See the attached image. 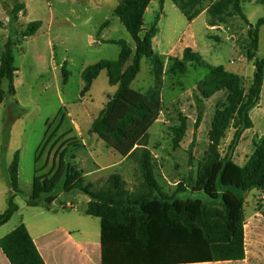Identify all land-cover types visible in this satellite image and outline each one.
I'll use <instances>...</instances> for the list:
<instances>
[{"label": "rangeland", "instance_id": "1", "mask_svg": "<svg viewBox=\"0 0 264 264\" xmlns=\"http://www.w3.org/2000/svg\"><path fill=\"white\" fill-rule=\"evenodd\" d=\"M120 1L30 0V14L15 23L10 19V9L7 10L15 0H0V57L9 36L17 38L32 21H46L44 29L24 39L15 50V65L19 71L17 94L14 97L8 95L0 105V214L7 208L10 190L7 169L17 152L21 189L15 199L19 210L0 229V235L10 233L22 220H26L48 228L65 226L71 229L76 240H100V220L86 214L88 196L77 190L66 192L64 180L57 185L53 193L56 199L50 206L45 196L37 207L27 204L32 196L36 170L39 175L52 172L55 155L71 138H78L83 146L73 153L74 158L69 153L66 160L83 171L86 182L94 183L95 189L107 188L113 174H119L125 188L131 192L142 181L137 161L139 151L132 157H122L89 132L93 121L117 91L116 86L109 84L107 72L99 75L90 92L85 96L81 94L84 88L82 73L86 67L100 60L118 59L121 47L112 42L125 40L135 49L132 37L115 15ZM212 1L216 0L204 3V13L191 24L172 2L167 3L158 24L160 32L154 49L160 54L179 57L185 48L190 47L209 64L224 65L228 71L239 74L248 89L253 80L254 65L243 47L249 41V22L254 25L264 16V3L259 0L243 3L249 22L231 13L225 23L211 26L212 17L207 9ZM160 14V8L158 11L150 10L146 28L153 25ZM53 21L56 32L50 33L47 25ZM105 22L107 25L103 27ZM263 57L264 26L260 30L258 48V58ZM63 66L70 73L67 83H64ZM207 74L204 68L190 66L186 74H166L162 87V112L149 130L147 147L153 155L155 176L168 195H174L180 183L187 186V191L176 194V198L181 200L206 199L203 192L191 189L207 163L208 134L216 112L228 106L225 92L206 100L204 120L199 130H195L197 84ZM154 84L150 62L144 58L142 70L132 88L147 92ZM3 88L7 90L6 82ZM15 100L21 105H17ZM251 115L254 127L244 133L234 154L239 165L246 163L254 151V142L264 135V91L261 102ZM182 116L187 119L188 131L180 147L175 148L173 128L181 124ZM233 133V129L227 131L222 150H226ZM194 137L196 141L192 148ZM191 148L192 164L189 163ZM68 204H73L75 209L69 208ZM244 209L249 226L264 223V192L253 190L246 193ZM248 248L252 250L251 245Z\"/></svg>", "mask_w": 264, "mask_h": 264}, {"label": "trees", "instance_id": "2", "mask_svg": "<svg viewBox=\"0 0 264 264\" xmlns=\"http://www.w3.org/2000/svg\"><path fill=\"white\" fill-rule=\"evenodd\" d=\"M188 22H193L203 12V5L209 0H171ZM251 0L212 1L207 11L212 17L211 26L225 23L234 13L249 22L243 3ZM264 3V0H259ZM152 0H121L115 9L127 32L135 43L133 49L125 40L114 41L121 51L116 60H100L89 65L82 73L85 96L99 75L105 71L109 84L116 86V93L110 98L98 117L91 124L89 132L97 135L108 147L122 157L137 154L142 181L134 192L125 188L122 177L113 174L105 189H95L94 183H87L83 171L67 162L68 154L79 150L83 144L78 138L66 141L64 148L55 155L52 172L39 175L36 170L33 192L28 206L37 207L43 196L50 206L56 199L53 195L59 182L64 180V190L80 191L89 197L86 214L101 220L103 264H188L200 262L241 261L246 258L244 209L245 195L253 190L264 192V135L254 142V151L244 165L234 160V154L244 133L254 127L251 112L262 98L264 86V57L258 58L260 30L264 16L248 30L249 41L244 50L253 62L254 74L248 89L243 78L230 72L224 65H211L198 52L188 47L182 57L158 53L154 39L159 34V17L145 28V14ZM24 4L10 9V19L17 23ZM107 25V22L103 27ZM251 26V23L249 22ZM41 21H32L17 38L9 36L0 57V105L7 96H16L15 50L22 41L37 34ZM150 62L155 84L147 92L132 88L142 70V60ZM131 61V62H130ZM189 66L204 68L208 74L198 82L195 97L198 131L204 120L205 101L220 92L227 93L228 106L216 112L212 129L208 134V153L205 169L200 172L191 189L203 192L206 199L181 200L178 192L188 187L183 183L174 195L166 194L156 176L151 150L147 147L149 130L158 120L162 108V87L164 76L186 74ZM64 83L70 73L63 66ZM7 83V90L3 88ZM19 105V102L15 100ZM174 147L188 131L187 119L182 116L181 124L173 128ZM229 129L233 137L226 150L222 142ZM9 135L7 136V140ZM196 137H194L192 148ZM192 148L189 163L193 162ZM19 152L7 169L9 192L7 208L0 214V227L10 222L19 207L15 202L21 193L19 183ZM0 247L11 264H46L33 237L24 223L0 239Z\"/></svg>", "mask_w": 264, "mask_h": 264}, {"label": "crops", "instance_id": "3", "mask_svg": "<svg viewBox=\"0 0 264 264\" xmlns=\"http://www.w3.org/2000/svg\"><path fill=\"white\" fill-rule=\"evenodd\" d=\"M29 1L30 0H15V2L11 4L7 10L13 9L18 4H24L25 9L24 11H21V13L23 12V14L20 16L19 18L20 20L21 18H24L25 16L30 14ZM171 2H172L171 0H152L145 14V23H146V18L150 13V10L158 11V8H160L161 14L159 16V22H158V24H160L161 19L164 16L167 3L170 4ZM45 27H46V21L42 20V26L39 29V31L44 29ZM47 27L50 33L56 32L54 30V21L52 23L49 22ZM156 41H157V37L154 39V43H156ZM51 46H53V44H51ZM182 54L179 57H182ZM18 72L19 71H17L15 77L16 94H17ZM263 91H264V86H263ZM19 105H21L20 102ZM89 201L90 199L88 197L86 201L87 204ZM69 205L70 204H68L67 206L69 207ZM69 208L75 209V206L73 205L72 207ZM94 219H99V218H94ZM21 223H24L28 228L46 264H103L101 238L100 240H95V241L90 240L89 238H84L83 240L82 239L76 240L74 238V234L71 232V229H68L65 226L48 228L46 225L39 224L38 222L35 221H31L30 223H27L26 220H22ZM100 224H101V220H100ZM6 225L7 224L1 226L0 229ZM6 234L0 235V239L6 236ZM245 243H246V258L244 260L225 261V262H200V263H188V264H264V223H255L252 226H249V224L246 222ZM250 245L252 246V250H249L248 248ZM0 264H11L7 259L6 255L3 253L1 247H0Z\"/></svg>", "mask_w": 264, "mask_h": 264}, {"label": "built area", "instance_id": "4", "mask_svg": "<svg viewBox=\"0 0 264 264\" xmlns=\"http://www.w3.org/2000/svg\"><path fill=\"white\" fill-rule=\"evenodd\" d=\"M72 206H73V204H70V205H69V207H72Z\"/></svg>", "mask_w": 264, "mask_h": 264}, {"label": "water", "instance_id": "5", "mask_svg": "<svg viewBox=\"0 0 264 264\" xmlns=\"http://www.w3.org/2000/svg\"><path fill=\"white\" fill-rule=\"evenodd\" d=\"M253 25H251V27H252Z\"/></svg>", "mask_w": 264, "mask_h": 264}]
</instances>
